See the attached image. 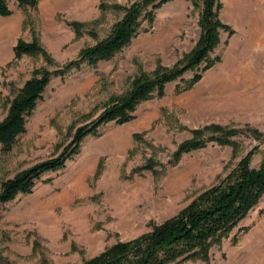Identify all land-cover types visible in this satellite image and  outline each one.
<instances>
[{
  "label": "rangeland",
  "instance_id": "374dc122",
  "mask_svg": "<svg viewBox=\"0 0 264 264\" xmlns=\"http://www.w3.org/2000/svg\"><path fill=\"white\" fill-rule=\"evenodd\" d=\"M134 1L55 0L50 5L39 0L36 8L24 9L8 0L12 14L0 16V120L36 70H53L76 58L107 36L123 7ZM220 2V18L232 30L221 31L211 54L220 60L192 88L184 90L195 73L190 70L169 82L163 97L142 102L132 121L109 122L100 135L86 136L65 168L46 172L32 193L4 204L0 264H83L113 243L134 239L177 215L255 147L251 165L259 166L264 136L259 140L251 131L264 134V16L253 29L261 41L238 60L232 50L252 28L231 16L233 0ZM200 12L192 0L168 1L155 11L152 27L144 22L113 58L52 77L13 149L5 152L0 144V182L59 155L77 128L96 120L137 75L174 66L200 37ZM20 39L37 41L48 56H17ZM215 125L245 132L232 137L236 146L207 141L174 159L180 143L197 132L208 139ZM256 232L255 251L245 252ZM210 251L211 264H264V196Z\"/></svg>",
  "mask_w": 264,
  "mask_h": 264
},
{
  "label": "trees",
  "instance_id": "16d2710c",
  "mask_svg": "<svg viewBox=\"0 0 264 264\" xmlns=\"http://www.w3.org/2000/svg\"><path fill=\"white\" fill-rule=\"evenodd\" d=\"M24 9L36 8L39 0H17ZM171 0H136L124 6V13L112 26L107 36L95 44L83 48L79 55L53 70L46 67L36 70L25 81L10 101L6 116L0 120V144L5 152L13 149L20 135L27 130L28 116L36 109L52 77H64L83 64L96 67L99 62L113 58L128 46L144 28L155 21V11ZM195 7H201L199 24L201 34L195 46L172 67H157L151 74L141 73L132 80L130 89L113 96L96 120L77 128L74 138L63 151L52 158L36 163L28 169L17 172L13 177L0 182V210L20 194H30L42 180L43 174L58 171L80 152L86 136L100 135V127L109 123L125 124L136 118L139 105L155 96L163 97L169 82L181 79L187 71H194L184 90L192 88L202 79V73L215 65L220 57L211 54L221 42V31L232 33L231 28L220 18V0H192ZM12 9L8 0H0V16H9ZM76 28L80 24L74 23ZM146 28V30H149ZM17 56L47 52L37 42L20 39L16 46ZM200 70V72H198ZM180 91V88L179 90ZM211 136L200 137L195 133L190 139L180 143L174 153L179 161L183 154L205 147L207 141L223 145L236 143L233 136L245 130L214 126ZM196 132V131H195ZM257 139L264 134L252 130ZM258 147L243 156L238 164L217 184L198 194L177 215L154 224L150 231L134 239L117 241L100 254L86 260L83 264H182L187 260H200L211 264V247L220 243L264 196V157L258 167L251 165L252 155ZM247 230V227L242 228Z\"/></svg>",
  "mask_w": 264,
  "mask_h": 264
},
{
  "label": "bare ground",
  "instance_id": "6f19581e",
  "mask_svg": "<svg viewBox=\"0 0 264 264\" xmlns=\"http://www.w3.org/2000/svg\"><path fill=\"white\" fill-rule=\"evenodd\" d=\"M49 2L50 5L55 4V0H49ZM233 2H234V7L232 9L231 16L235 17L238 21H241L246 27L252 28L250 37L249 38L245 37L243 39L241 38L238 44L239 47L232 50L233 52L232 54H234L235 58L240 60L242 57L244 58L245 52L247 53L250 49L257 46L261 41V35L260 34L255 35L253 29L255 26L258 25V23L264 16V1L263 0H233ZM260 232L259 233L256 232L252 238L250 237L254 243L253 244L251 243L249 248L245 252H249L251 250L255 251V247L257 246L256 241L258 242L259 240ZM248 242L250 243V241Z\"/></svg>",
  "mask_w": 264,
  "mask_h": 264
}]
</instances>
